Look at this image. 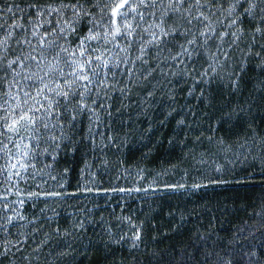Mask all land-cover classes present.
Listing matches in <instances>:
<instances>
[{
  "label": "snow or ice",
  "instance_id": "6c2138e0",
  "mask_svg": "<svg viewBox=\"0 0 264 264\" xmlns=\"http://www.w3.org/2000/svg\"><path fill=\"white\" fill-rule=\"evenodd\" d=\"M249 58L260 74L250 100L221 110L215 125L227 126L230 131L242 125L238 138L229 142L224 136L209 135L210 148L201 146L197 151L200 137L196 136L183 157L189 168L210 162L215 173L204 180H193V190L229 182L228 166L234 168L237 160L248 159L243 152L238 155L233 151V144L245 147L239 137L264 150V135L255 123L257 114L264 123V0H0V159L4 161L0 172L12 182L10 187H18L21 179L27 183V178L37 172H54L61 156H87L109 144H127V134L118 143L115 135L100 131V127L106 115V127L111 129L113 113L131 107L134 90H143L137 100V118L148 115L167 98L161 124L176 111L177 85L190 81L187 95L199 90V96L208 103L212 102L214 82L225 83L232 93L239 94L249 71ZM116 100L120 103L114 107ZM177 126L191 127L183 118L177 120ZM218 154L223 155V163L214 158ZM261 165L264 167V158ZM86 169L91 174L87 162L81 169L82 176ZM70 170L63 168L61 175L67 176ZM59 187H65L64 180ZM169 187L187 190L189 184ZM142 190L148 191L140 187L111 189L121 193ZM69 194L44 193L54 198ZM16 195L19 197L20 192ZM40 196V192L28 193V199ZM0 199L6 202V223L0 228L23 227L13 221L26 219L21 211L24 200L14 201L21 208H12L9 215L8 196L0 195ZM261 200L264 203V196ZM258 215L257 231H264V207ZM28 223L36 224V220ZM77 226L83 230V221ZM132 227L136 231L130 249L135 250L142 241L143 225ZM54 231L60 234L58 226ZM63 234L69 235L67 230ZM255 235L250 229L249 236L255 239ZM123 240L121 236L112 242L120 244ZM21 243L27 244V238L7 241L0 257L8 256L12 249L23 252ZM45 243L42 241L33 251L39 255ZM239 252L241 256L235 251L205 252L198 264H264V236L260 245L240 247ZM57 254L74 257L76 253L68 245ZM25 260L32 264V257L25 256Z\"/></svg>",
  "mask_w": 264,
  "mask_h": 264
},
{
  "label": "trees",
  "instance_id": "16d2710c",
  "mask_svg": "<svg viewBox=\"0 0 264 264\" xmlns=\"http://www.w3.org/2000/svg\"><path fill=\"white\" fill-rule=\"evenodd\" d=\"M254 63L249 58V71L244 76V88L239 94L232 93L225 83L214 82L211 103L199 96V90L192 96L187 95L190 81L177 85L176 111L163 124L160 120L167 109V98L150 109L148 115L137 118L140 109L137 100L143 90H134L131 107L113 113L111 129L106 127L109 121L106 115L100 127V131L115 135L118 143L120 137L127 134V144L119 147L109 144L103 151L97 148L94 154L89 152L87 156H61L54 172H37L27 178V183L21 179L18 187H10L12 182L0 172V195L8 196V214L12 208H21L13 202L23 199L21 211L26 217L24 221H13L14 225L23 224V227L0 228V251L7 241L20 242L27 238V244H20L23 252L12 249L8 256L0 257V264H28L25 256L32 257V264H56L57 261L64 264H198L205 252L235 251L241 256L240 247L246 249L250 244L260 245L264 231H257V228L260 224L258 214L264 207L261 200L264 196V167L261 165L264 150L251 140L245 142L239 137L245 147L233 144V151L238 155L243 152L248 159L237 160L234 168L228 166L227 184L209 185L199 190H193L191 182L215 175L210 162L196 168H189L186 162H182L196 136L200 137L197 151L201 146L210 148L209 135L224 136L229 142L238 138L242 125L231 131L227 126L215 128L216 118L224 108L246 104L250 100V93L260 76L253 68ZM119 103V100L114 101V107ZM181 118L191 127H178L177 120ZM255 123L257 131L264 135V123L258 114ZM83 131H87L86 123ZM228 155L232 158L231 153ZM214 158L223 163L222 154ZM85 162L91 165V174L86 169L82 176ZM65 167L71 170L67 176H62ZM52 176L56 179L53 180ZM61 180L65 181L64 188L59 187ZM185 182L189 184L185 191L169 187ZM134 187L149 188L138 195L129 191H125L126 194L111 191L113 188ZM85 188L93 190L85 191ZM32 191L40 192V198L28 199V193ZM49 191L70 194L63 198L46 197L44 193ZM5 203L3 200L0 204V224L6 223L3 220ZM33 219L36 224H29L28 221ZM128 220L143 225L140 229L142 241L135 250L130 249L131 240L124 238L120 244L112 242L122 236L119 235L122 229L125 231L130 226L126 225ZM80 221H83V230L77 226ZM56 226L60 228L59 235L54 231ZM250 229L255 231V239L249 236ZM65 230L69 235L63 234ZM47 233L50 235L46 237ZM45 240L38 255L33 249ZM68 245L72 246L75 256L60 257L57 253ZM8 247L11 248V244Z\"/></svg>",
  "mask_w": 264,
  "mask_h": 264
},
{
  "label": "rangeland",
  "instance_id": "374dc122",
  "mask_svg": "<svg viewBox=\"0 0 264 264\" xmlns=\"http://www.w3.org/2000/svg\"><path fill=\"white\" fill-rule=\"evenodd\" d=\"M0 163L3 164L4 161L2 160ZM2 173H4V172H2ZM148 188H149V187H148ZM148 188H147V189H148ZM179 191H185V190H179ZM123 193H124V192H123ZM130 193H134V194H137V195H138V194L141 193V192H130ZM124 194H126V193H124ZM125 197H127V196H125ZM2 201H3V200L1 199L0 204L2 203ZM133 224H135V225L138 226V224H137L136 221L131 220V223H129V220H128V221L126 222V225H130V226H129V227L127 226V229H126L125 231H123L124 229H122V232L119 233V235H122L125 239L131 240V238H132L134 232L136 231V229L132 227Z\"/></svg>",
  "mask_w": 264,
  "mask_h": 264
}]
</instances>
